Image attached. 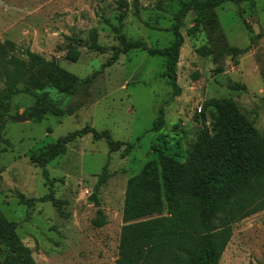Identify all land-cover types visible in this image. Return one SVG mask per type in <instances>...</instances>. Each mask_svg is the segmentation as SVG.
Returning a JSON list of instances; mask_svg holds the SVG:
<instances>
[{"label": "rangeland", "instance_id": "374dc122", "mask_svg": "<svg viewBox=\"0 0 264 264\" xmlns=\"http://www.w3.org/2000/svg\"><path fill=\"white\" fill-rule=\"evenodd\" d=\"M125 1L126 8H120V0H0V43H14L18 54L29 49L85 80L101 70L111 57L110 48L118 46L110 25L120 27L129 43L164 49L173 42L170 28L179 2L189 0ZM215 13V26L202 28L194 37L187 36L192 15L180 29L184 44L176 66L181 90L176 97L164 76L166 60L132 50L119 55L90 87H81L72 97L48 87L40 91L60 101L62 116L15 123L8 117L22 115L34 98L18 93L6 102L0 211L17 223L16 233L36 264H115L127 180L161 157L184 163L200 133H212L209 101L231 100L264 136V0L239 6L224 3ZM94 37L106 53L87 49ZM231 48L240 53L233 56ZM160 109L164 124L155 132L152 125ZM85 127L108 131L114 141L128 144V156H120L126 146L110 153L104 141L93 142L90 135L68 144L65 154L47 165L59 210L50 202L37 204L25 222L26 208L18 203L17 194L32 199L49 192L31 155ZM106 165L107 180L99 190L97 208L89 198ZM98 209L107 221L101 228L92 225ZM232 231L219 264H260L263 213L240 221ZM3 257L0 245V260Z\"/></svg>", "mask_w": 264, "mask_h": 264}, {"label": "trees", "instance_id": "16d2710c", "mask_svg": "<svg viewBox=\"0 0 264 264\" xmlns=\"http://www.w3.org/2000/svg\"><path fill=\"white\" fill-rule=\"evenodd\" d=\"M254 1H180L170 28L173 42L164 49L148 48L142 42L129 43L120 27L110 25L118 46L110 48L111 57L101 70L85 80H79L29 49L18 54L14 43H0V143L8 113L5 104L11 97L22 93L34 98L33 105L23 112L27 121L41 120L47 115L62 116L60 101L40 91L48 87L72 97L81 87H90L96 76L112 66L119 55L132 50L164 58V76L172 88V95L178 96L181 90L177 84L176 66L184 44L180 29L185 20L189 15L193 16L187 36L194 37L202 28L215 26V10L222 4L239 6ZM123 7L126 8L127 3L120 0V8ZM87 49L99 54L107 51L95 37ZM231 51L233 56L240 53L236 48ZM20 85H23L21 91ZM241 90L247 92L245 88ZM207 108L213 120L212 133L207 130L200 133L184 163L161 157L158 162L146 163L138 174L127 180L115 264H219L232 238L233 226L259 212L264 216V136L239 113L231 100H211ZM163 124L160 109L152 131H159ZM87 135L93 142L104 141L110 153L126 146L120 156H128V144L114 141L108 131L98 132L91 127L71 133L49 145L44 152L31 155V162L42 170L49 192L32 199L17 194L18 203L26 208L25 222L31 220L37 204L50 202L59 210L61 203L54 198L47 165L64 155L68 144ZM106 170L107 165L89 198L97 208L100 206L99 190L107 180ZM106 224V216L98 209L92 225L101 228ZM17 227V223L9 222L0 211V245L4 253L0 264H36L31 251L22 245ZM260 264H264V260Z\"/></svg>", "mask_w": 264, "mask_h": 264}, {"label": "water", "instance_id": "95a60500", "mask_svg": "<svg viewBox=\"0 0 264 264\" xmlns=\"http://www.w3.org/2000/svg\"><path fill=\"white\" fill-rule=\"evenodd\" d=\"M11 121L15 122V123H21V122H25L27 121L26 116L25 115H19L18 117H8Z\"/></svg>", "mask_w": 264, "mask_h": 264}, {"label": "built area", "instance_id": "2783aa9c", "mask_svg": "<svg viewBox=\"0 0 264 264\" xmlns=\"http://www.w3.org/2000/svg\"><path fill=\"white\" fill-rule=\"evenodd\" d=\"M88 194H89V191L86 190V191L84 192V195H88Z\"/></svg>", "mask_w": 264, "mask_h": 264}]
</instances>
